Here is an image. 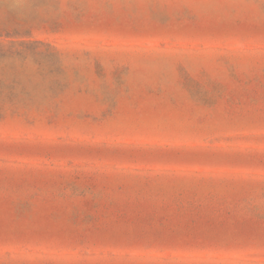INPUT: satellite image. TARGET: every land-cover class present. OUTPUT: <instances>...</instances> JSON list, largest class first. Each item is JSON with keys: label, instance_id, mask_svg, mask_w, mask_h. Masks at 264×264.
Segmentation results:
<instances>
[{"label": "rangeland", "instance_id": "374dc122", "mask_svg": "<svg viewBox=\"0 0 264 264\" xmlns=\"http://www.w3.org/2000/svg\"><path fill=\"white\" fill-rule=\"evenodd\" d=\"M0 264H264V0H0Z\"/></svg>", "mask_w": 264, "mask_h": 264}]
</instances>
